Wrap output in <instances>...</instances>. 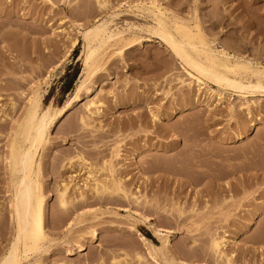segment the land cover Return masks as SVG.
<instances>
[{"label":"rangeland","instance_id":"1","mask_svg":"<svg viewBox=\"0 0 264 264\" xmlns=\"http://www.w3.org/2000/svg\"><path fill=\"white\" fill-rule=\"evenodd\" d=\"M157 1L169 13L196 17L208 38L217 37V48L226 41L235 54L264 65V0ZM147 2L107 0L99 8L95 0H0V252L11 237L3 158L13 121L38 81L48 82L41 85L44 103L58 108L73 97L84 64L81 28L117 14L121 54L106 58L50 129L41 160L51 243L47 253L34 251L28 260L112 264L115 255L118 264H228L209 247L213 236L224 235L231 264H264V95L211 82L199 87L148 31L154 23L141 8ZM87 100L101 104L82 125ZM76 154L83 162L74 157L69 163ZM109 160L128 196L59 213V181L77 176L83 187L88 168L101 176ZM141 236L155 248L167 236L164 255L153 257Z\"/></svg>","mask_w":264,"mask_h":264},{"label":"bare ground","instance_id":"2","mask_svg":"<svg viewBox=\"0 0 264 264\" xmlns=\"http://www.w3.org/2000/svg\"><path fill=\"white\" fill-rule=\"evenodd\" d=\"M95 2L99 8H105L107 5V0H95ZM141 8L146 10L154 23L148 31L159 38L173 57L187 68L188 75L199 87L211 82L222 90L231 89L240 94L244 92L254 94L259 91L260 95H264V65L251 57L235 54L226 41L221 42L217 48V37L208 38L196 17H179L169 13L157 0H148ZM116 16L117 14H110L106 20H97L81 28L80 33L84 40V64L73 97L58 108L52 101L44 103L45 90L41 85H47L48 82L38 81L30 88L21 113L13 121L6 155L3 158L8 176L7 204L11 237L7 247L0 252V264H48L41 258H35L31 262L28 260L29 255L34 251L47 253L51 243L45 228L46 189L42 178L46 173L47 165L41 160L42 152L49 141L50 129L55 120L66 113L73 103L79 101L80 91L87 88V81L101 70L106 58L121 54L125 45L122 41L125 38L124 31L114 22ZM216 20L215 18L211 26L216 27L214 24ZM75 40V38L70 39V44L74 45ZM216 96H220L219 93ZM100 104L98 100H87L83 103V112L79 116L82 125H86L90 116L99 111ZM10 105L11 109H14L15 103L12 100ZM243 106L249 108V102L246 101ZM116 155L117 152L114 153V156ZM74 157L82 162L84 160L81 155L76 154L69 157L68 162L70 163ZM100 169L105 170V174L97 175L88 168L82 183L83 187L77 185L75 180L77 176L70 177L68 181L63 179L59 181L56 188L59 213L65 215L81 204L107 202L119 193L128 196L121 178L113 174L115 168L111 160L104 161ZM88 213L89 210L82 211L77 222H82V217ZM95 231H90L92 237L95 236ZM141 238L153 257L164 255L161 248L166 246L167 236L160 239L162 244L160 248H155L146 238L142 236ZM227 244L229 241L224 235L213 236L209 241L210 249L219 260L231 264L232 257L225 251ZM75 245L78 251L84 249L83 243L76 241ZM68 253H73V250H68ZM134 257L137 262L144 261V257L138 253H135ZM163 257L167 260L166 256ZM110 259L112 264L121 262L115 255H111Z\"/></svg>","mask_w":264,"mask_h":264}]
</instances>
